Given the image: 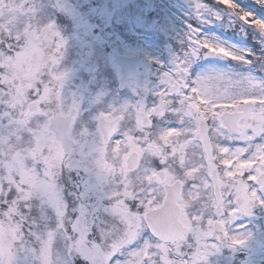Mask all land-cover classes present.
Masks as SVG:
<instances>
[{
  "label": "snow or ice",
  "instance_id": "6c2138e0",
  "mask_svg": "<svg viewBox=\"0 0 264 264\" xmlns=\"http://www.w3.org/2000/svg\"><path fill=\"white\" fill-rule=\"evenodd\" d=\"M177 2L0 0V264L264 256V0Z\"/></svg>",
  "mask_w": 264,
  "mask_h": 264
},
{
  "label": "rangeland",
  "instance_id": "374dc122",
  "mask_svg": "<svg viewBox=\"0 0 264 264\" xmlns=\"http://www.w3.org/2000/svg\"><path fill=\"white\" fill-rule=\"evenodd\" d=\"M147 3V0H145ZM180 3H187V0H179L175 4L176 8L180 7ZM153 24L155 25L154 31L149 29L150 35L148 39L145 41L144 46L140 49L141 56L143 62L141 63V74L147 76L151 65L149 64L147 59L148 57H154L159 60H166L170 51L174 48V40L176 34L183 28V24L181 23V15L173 13L171 15H160L156 10L152 11V16L150 17ZM163 55V57H162ZM79 76H74L71 81V88H75L77 80L79 81ZM128 98L127 95H122L120 99ZM107 102H111V98ZM260 224L262 225L264 218H260ZM261 228V226H260ZM264 259V256L257 254L256 260L257 264L259 261Z\"/></svg>",
  "mask_w": 264,
  "mask_h": 264
},
{
  "label": "flooded vegetation",
  "instance_id": "af4514ba",
  "mask_svg": "<svg viewBox=\"0 0 264 264\" xmlns=\"http://www.w3.org/2000/svg\"><path fill=\"white\" fill-rule=\"evenodd\" d=\"M64 2H67V0H64ZM147 4L150 6V7H152V0H147ZM71 7H80L81 5H78L77 3H76V0H72V4L70 5ZM146 11H147V9H146ZM152 16V11L151 12H149V18ZM69 17H71V13H69ZM66 22H68V23H70L71 21L69 20V21H66ZM175 47V46H174ZM149 66V65H148ZM74 78V76L71 78V80H70V83H69V86H71V81H72V79ZM80 78V77H79ZM78 80H77V83H75L76 85L78 84ZM246 223H248L249 225H251V224H253V227L252 228H250L249 227V229L248 230H250V231H258V217H256V218H253V219H251V220H247V221H245Z\"/></svg>",
  "mask_w": 264,
  "mask_h": 264
}]
</instances>
